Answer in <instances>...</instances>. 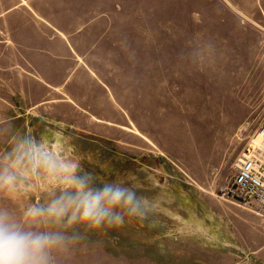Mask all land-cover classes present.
I'll list each match as a JSON object with an SVG mask.
<instances>
[{
  "label": "rangeland",
  "instance_id": "obj_1",
  "mask_svg": "<svg viewBox=\"0 0 264 264\" xmlns=\"http://www.w3.org/2000/svg\"><path fill=\"white\" fill-rule=\"evenodd\" d=\"M115 2L131 27L113 53L131 114L84 129L0 99V172L16 175L0 208L27 225L71 181L112 185L142 211L117 209L118 227L49 226L70 238L55 264H264V218L229 192L264 122V0Z\"/></svg>",
  "mask_w": 264,
  "mask_h": 264
},
{
  "label": "crops",
  "instance_id": "obj_2",
  "mask_svg": "<svg viewBox=\"0 0 264 264\" xmlns=\"http://www.w3.org/2000/svg\"><path fill=\"white\" fill-rule=\"evenodd\" d=\"M117 7L115 0H0V84L12 85L5 95L0 87V99L84 129L131 114L115 81L113 53L131 44V27H117Z\"/></svg>",
  "mask_w": 264,
  "mask_h": 264
},
{
  "label": "clouds",
  "instance_id": "obj_3",
  "mask_svg": "<svg viewBox=\"0 0 264 264\" xmlns=\"http://www.w3.org/2000/svg\"><path fill=\"white\" fill-rule=\"evenodd\" d=\"M15 180L16 175L10 171L0 172V186H13ZM70 187L74 192H64L47 206L29 208L27 225L0 208V264H55L54 254L64 250L70 238L63 232L50 230L49 226L118 227L123 217L117 209L142 211V201L127 189L105 185L93 191L82 180L71 181ZM41 226L45 230H40Z\"/></svg>",
  "mask_w": 264,
  "mask_h": 264
},
{
  "label": "built area",
  "instance_id": "obj_4",
  "mask_svg": "<svg viewBox=\"0 0 264 264\" xmlns=\"http://www.w3.org/2000/svg\"><path fill=\"white\" fill-rule=\"evenodd\" d=\"M231 187L229 192L236 193L264 218V122L240 152Z\"/></svg>",
  "mask_w": 264,
  "mask_h": 264
}]
</instances>
